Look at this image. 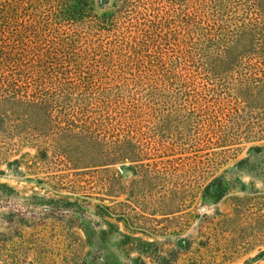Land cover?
Segmentation results:
<instances>
[{
    "label": "rangeland",
    "instance_id": "374dc122",
    "mask_svg": "<svg viewBox=\"0 0 264 264\" xmlns=\"http://www.w3.org/2000/svg\"><path fill=\"white\" fill-rule=\"evenodd\" d=\"M87 1L59 34L45 31L48 45L72 41L70 58L84 56V71L124 99L130 124L117 134L137 138L141 161L80 171L28 144L3 151L0 264H155L169 252L174 264H264V221L253 226L264 214V112L232 105L213 118L220 83L195 62L179 66L178 15L194 0L138 13ZM237 198L255 202L241 220Z\"/></svg>",
    "mask_w": 264,
    "mask_h": 264
},
{
    "label": "trees",
    "instance_id": "16d2710c",
    "mask_svg": "<svg viewBox=\"0 0 264 264\" xmlns=\"http://www.w3.org/2000/svg\"><path fill=\"white\" fill-rule=\"evenodd\" d=\"M148 1L118 3L138 13ZM222 1L194 0L178 15L179 66L195 62L206 79L220 83L213 118L232 105L236 111L242 106L264 112V0ZM88 5L87 0H0V155L28 144L38 149L37 156L47 158L51 150V159L80 171L141 161L137 138L127 134L121 140L117 134L130 124L122 118L124 99L102 87L94 72L84 71V56L70 58L72 41L48 45L45 31L59 34L61 22L86 14ZM235 202L240 220L254 209L253 199ZM263 221L258 214L253 226ZM172 253L155 254V264H174Z\"/></svg>",
    "mask_w": 264,
    "mask_h": 264
}]
</instances>
